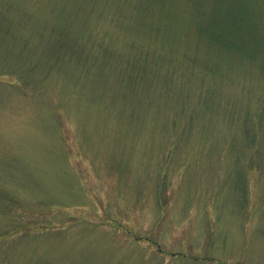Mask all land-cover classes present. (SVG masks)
<instances>
[{
    "label": "rangeland",
    "instance_id": "rangeland-1",
    "mask_svg": "<svg viewBox=\"0 0 264 264\" xmlns=\"http://www.w3.org/2000/svg\"><path fill=\"white\" fill-rule=\"evenodd\" d=\"M0 264H264V0H0Z\"/></svg>",
    "mask_w": 264,
    "mask_h": 264
},
{
    "label": "trees",
    "instance_id": "trees-1",
    "mask_svg": "<svg viewBox=\"0 0 264 264\" xmlns=\"http://www.w3.org/2000/svg\"><path fill=\"white\" fill-rule=\"evenodd\" d=\"M226 9V8H225ZM244 12H246V16H244ZM225 15L226 17L230 15V18L232 20V22L228 25L234 26L235 23H238L239 25L243 24V22H245V27L248 34H253L255 30V25H253V23L251 22V18L250 16H247V11L244 7L238 6L237 3H234V7L232 6V4L229 6V8L225 11ZM245 17H246V21H245ZM230 20V19H229ZM219 24H226L227 25V18H225L223 20L222 23L218 22ZM200 31L202 32V29H200ZM207 34H209V38L214 40L215 42H217L218 44L223 45L224 47L227 48H233V49H239L238 46V39L241 38V35H232V33L230 32V34L228 36H221L216 34V32H212L209 31L207 32ZM243 47H241L242 49ZM69 48L66 47H62L61 49H59L58 53L54 50H51L50 52L52 53L53 57L56 58L58 57V54H60V56H65L68 52H69ZM72 52H70L71 55Z\"/></svg>",
    "mask_w": 264,
    "mask_h": 264
}]
</instances>
